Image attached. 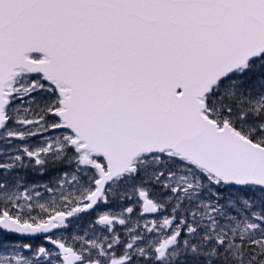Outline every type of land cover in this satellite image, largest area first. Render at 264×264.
Masks as SVG:
<instances>
[{"label":"snow or ice","instance_id":"1","mask_svg":"<svg viewBox=\"0 0 264 264\" xmlns=\"http://www.w3.org/2000/svg\"><path fill=\"white\" fill-rule=\"evenodd\" d=\"M0 264H264V0H0Z\"/></svg>","mask_w":264,"mask_h":264}]
</instances>
